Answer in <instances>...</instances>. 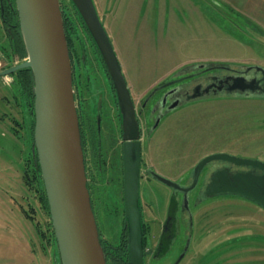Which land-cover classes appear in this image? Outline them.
<instances>
[{"label":"rangeland","instance_id":"374dc122","mask_svg":"<svg viewBox=\"0 0 264 264\" xmlns=\"http://www.w3.org/2000/svg\"><path fill=\"white\" fill-rule=\"evenodd\" d=\"M94 2L138 107L141 98L154 85L171 79L174 72L188 65L215 62L229 64L233 69L264 68V0ZM60 4L77 27V33H71V38L78 55L84 52L89 57L90 71H85V77L91 75L92 82L89 92L85 93L97 103L95 97L99 94L103 97L110 86L109 81L104 82L108 76L99 67L94 45L80 25L71 1L60 0ZM4 10L16 13L15 0H0V72L26 59L11 51L10 31L19 23L7 14L6 25L2 19ZM17 86L12 75L0 77V264H54L55 261L60 264L57 243L50 236L49 214L36 191L40 189L39 181L34 180L35 187L25 183L24 165L28 153L31 155L32 143L30 115L23 109L26 123L18 134L19 140L13 134L15 123L9 119L14 117L24 124L22 108L14 96ZM215 153L264 161V95L224 94L187 102L173 110L147 141L144 157L147 167L154 166L166 171L170 178L187 181L196 164ZM112 168L109 163L105 169L113 176ZM109 177L112 178L109 175L106 179ZM145 180L141 194L147 217L152 219L154 211L162 219L169 190L153 180ZM102 188L106 207V200H111L110 208L118 199L113 193L114 183L109 181ZM195 194L191 196L193 209ZM97 196L95 191L96 199ZM104 202L96 211V217L101 231L115 239L121 234L123 215L118 209L110 213L104 208ZM194 215L196 248L181 264H194L200 253L198 264H264V209L240 196L221 195L205 200L194 210ZM35 223L48 237L40 236ZM29 226L35 233L32 239L35 256L24 240V237L29 238L26 236ZM249 235H259L260 241L251 240ZM235 237L230 242L233 248L218 258L222 245V249L229 246L224 244L225 238ZM179 244L181 242H176L173 253L158 264H170L178 253Z\"/></svg>","mask_w":264,"mask_h":264},{"label":"water","instance_id":"95a60500","mask_svg":"<svg viewBox=\"0 0 264 264\" xmlns=\"http://www.w3.org/2000/svg\"><path fill=\"white\" fill-rule=\"evenodd\" d=\"M105 63L117 96L124 144V202L129 230L130 264L143 263V227L140 200L141 142L132 95L113 43L94 0H70ZM26 59L0 72L10 76L31 69L35 96L34 147L50 208L60 264H107L92 208L85 169L80 119L73 88V65L60 0H15ZM255 69L261 79L232 78L230 92L264 95V68ZM226 161L251 168L231 180L225 171L212 177L206 195H236L264 209V161L216 153L193 170V183L181 188L157 173L153 175L173 189L193 190L203 168L211 161ZM257 171L261 173H257ZM58 264L57 262H55Z\"/></svg>","mask_w":264,"mask_h":264},{"label":"flooded vegetation","instance_id":"af4514ba","mask_svg":"<svg viewBox=\"0 0 264 264\" xmlns=\"http://www.w3.org/2000/svg\"><path fill=\"white\" fill-rule=\"evenodd\" d=\"M85 33L92 41L88 32L85 31ZM94 48L97 53L99 67H101V70L105 71L108 76L106 80L104 78V82L109 81L110 83L109 87V84L107 85L105 83L109 89L107 88V93L104 94L103 97H100V94L95 97L97 103H93L91 97H89V95L86 96L85 93L86 91L89 92L92 82V77L90 78L91 75L85 77V71H90L88 68L89 57L87 53L84 52L81 55H78V49L76 45H74L72 39L69 43L73 65V88L80 119L81 139L88 187L107 264H130L129 230L125 219L124 202L123 156L125 140L123 138L122 117L117 96L105 63L95 45ZM230 66L231 65L229 64L215 62H205L204 64L195 63L193 65L185 66L179 71L174 72L171 79L163 80L159 84L154 85V87L141 98L140 104H138L140 105L139 107L135 103L134 96L131 93L139 127V137L137 139L141 142L142 160L140 169V204L143 227L144 264H158L163 261V259L168 258L175 250V245L178 241L181 242V245H177L180 246V248H178V253L170 264H181L186 260L191 254L193 248H196L194 210L200 207L205 200L215 197H209L206 195L212 177L218 171H225L228 178L232 180L236 174L251 170V168L236 166L235 164L226 161H211L201 171L196 187L189 191L185 198L183 189L178 190L169 187L162 181L158 180L153 173H157L158 175L177 183L181 188H189L193 183L194 168L207 156L201 159L191 170L187 181H185L184 178L172 177V179L166 171L161 169L159 171L154 166L147 167L144 157L145 144L160 129L164 120L167 119L173 110H176L192 100L195 101L202 98H212L224 94L242 95L236 91L230 92L229 88L232 83V78L245 77L248 81L253 78H257L258 80L262 78V75L257 73L255 69L246 72L248 66L243 69H233ZM242 96L249 97L252 96V94H243ZM250 159L260 160L258 158ZM109 163L113 165V168L111 169L113 176L111 173H106L107 170L105 168L108 167ZM257 173L261 172L257 171ZM106 174L107 176L110 175L112 178L109 177V179H106ZM101 179H103V184L105 185H108L109 181L114 183L113 193L118 199L114 200L113 205H111L110 208L108 207L111 200H106L108 207H106L103 200L105 189L102 188L103 184L100 183L102 181ZM145 179L153 180L169 190V201L165 212L162 213V219H160L152 210L151 213L154 215L151 217L152 219L149 220L147 217L145 211L146 205L142 200L141 194L143 182H147ZM95 191L98 194L97 199L95 198ZM194 192H196V194L193 201L195 208L193 209L191 205V196ZM103 202L105 204L104 208L110 210V213L116 211L115 209H118V211L121 210L120 212L123 215L121 234L115 239H113L108 233L107 236L101 231L100 223L96 217V211L100 209ZM159 215L161 216L160 213ZM114 226H116V224H114L113 227ZM205 233L206 232H203V234ZM241 237H243L244 240L246 238L245 235ZM236 238L237 237L232 239L225 238L227 240L224 244L229 246L222 249V245V248H220L221 253L218 258L233 248V245L230 242L234 241ZM251 238V240L260 241L258 238L261 237L259 235H254L251 236ZM258 244L259 246L262 245L261 243ZM200 255L201 253L199 256ZM196 256L197 255L194 257ZM199 256L193 261L194 264L199 263L197 261Z\"/></svg>","mask_w":264,"mask_h":264},{"label":"trees","instance_id":"16d2710c","mask_svg":"<svg viewBox=\"0 0 264 264\" xmlns=\"http://www.w3.org/2000/svg\"><path fill=\"white\" fill-rule=\"evenodd\" d=\"M73 8L76 11L74 5H73ZM63 13H64L65 29H66V34H67V39H68V44H69L71 39H73V38H71V33L75 35L77 33V27H76L75 23L72 21L71 17L66 13V11L65 12L63 11ZM7 14L11 15V17H12L11 19H13V18L16 19L17 24L19 23L18 12L14 13V12L8 11V13H7L6 10H4V14H3L2 19L6 25H7V18H6ZM76 14L78 15L77 11H76ZM78 20H79L80 25L85 29L86 32H88L83 21H82V19L79 17V15H78ZM12 29H14V30L10 31L11 51L14 55H17L20 58L24 59L27 57V51L25 48V44L23 41L22 34H21L20 23H19V26L17 25L16 27H14ZM12 76L15 77L16 85H18L17 90L14 91L15 92L14 96H15V98L18 99L17 104L19 106H21V108H22V113H23L22 120H23L24 124L22 122L16 120V118H14V117H10V118L8 117V118L10 119L11 123H15V125L12 126L13 134H15L14 136H16V138L18 140L20 139V136L18 134H21V132H22L21 130H23V127L25 126V123H26V119L24 118L25 113H24L23 109L25 111H27L28 115H30V116H28L29 117L28 120H29V124H30V128H31V132H32V143H30L31 144V147H30L31 155L28 153V156H27L28 159L26 161L27 163H26V165H24L25 171L23 173H24L25 183L28 187L29 186L35 187L34 180L39 181L40 189L36 188V191L39 194V198L41 200V203L43 204L42 205L43 208L49 214L50 226H51L49 229L51 232L50 236L53 237V239H55V241H56L55 233L53 230L51 217H50V208H49V203H48V199H47V194L45 191V186H44V182H43L42 175H41V169H40V165H39V161H38V156H37V153H36L35 147H34V129H35L34 103H35V96L33 93L32 71H31V69H22V70L17 71L16 73L12 74ZM22 149L24 150V152H26V150H27L25 147H23ZM31 170H32L33 175L31 174ZM25 213H26V216L31 221H34V217L32 215H29L27 213V211H25ZM36 226L38 229V233H40V236L42 238L46 237L47 233H44V231L42 233V231H40V229H39L38 224H36Z\"/></svg>","mask_w":264,"mask_h":264},{"label":"crops","instance_id":"0c3cea01","mask_svg":"<svg viewBox=\"0 0 264 264\" xmlns=\"http://www.w3.org/2000/svg\"><path fill=\"white\" fill-rule=\"evenodd\" d=\"M243 2H245V0H243ZM26 236L29 237V238L24 237V240H25V242L27 244V249H29V252L32 253V256L37 255L36 249L33 248V245H32V239L35 238V233L31 230V227H30L29 233L27 232ZM33 261H34V259H33ZM54 264H56V263H54Z\"/></svg>","mask_w":264,"mask_h":264},{"label":"bare ground","instance_id":"6f19581e","mask_svg":"<svg viewBox=\"0 0 264 264\" xmlns=\"http://www.w3.org/2000/svg\"><path fill=\"white\" fill-rule=\"evenodd\" d=\"M193 101V100H192Z\"/></svg>","mask_w":264,"mask_h":264}]
</instances>
